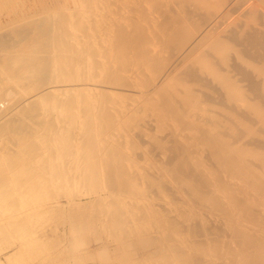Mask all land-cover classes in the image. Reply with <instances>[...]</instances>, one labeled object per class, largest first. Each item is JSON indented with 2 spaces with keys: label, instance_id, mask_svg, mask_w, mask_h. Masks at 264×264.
I'll list each match as a JSON object with an SVG mask.
<instances>
[{
  "label": "bare ground",
  "instance_id": "1",
  "mask_svg": "<svg viewBox=\"0 0 264 264\" xmlns=\"http://www.w3.org/2000/svg\"><path fill=\"white\" fill-rule=\"evenodd\" d=\"M33 1L0 37L1 238L39 256L58 214L56 264H264V0Z\"/></svg>",
  "mask_w": 264,
  "mask_h": 264
},
{
  "label": "rangeland",
  "instance_id": "2",
  "mask_svg": "<svg viewBox=\"0 0 264 264\" xmlns=\"http://www.w3.org/2000/svg\"><path fill=\"white\" fill-rule=\"evenodd\" d=\"M16 1H18V2H20V1H22V0H15V1H13L12 0V5H14V6H18V8L17 7H15L14 8V6L13 7H11V8H9L10 6H11V4H10V6H8V7H4V5H3V8L4 9H2V8H0L1 10H0V12L1 11H4V12H2V13H0V28L1 29H3V30H0V32H2L1 33V36L0 37H5L6 39H8V41L9 42H11V40L13 41V40H15V38L17 37L16 35H13L14 33H13V30L11 29V30H9L8 29V26L9 25H11V27L15 24V25H19V26H22V23H23V21H22V19L24 20L26 17H33L34 15H37L38 14V16H39V14H45L44 12H48V8H46V7H44L43 8V10H40L39 9V7L38 6H36V4L34 3V1L33 0H23L22 2H20V3H18V4H20V6L17 4L16 5ZM27 2V3H26ZM5 4H8V2H5ZM28 4V5H27ZM32 4V5H31ZM34 4V5H33ZM32 6H34V7H32ZM36 6V7H35ZM20 7V8H19ZM27 7V8H26ZM32 7V8H31ZM34 8H35V11H32V13L30 12V10H34ZM13 9V10H12ZM15 9H17V10H15ZM18 9H19V11H18ZM25 11V13H23L24 11ZM27 10V11H26ZM22 11V12H21ZM19 14H18V13ZM46 12V13H47ZM16 13V14H15ZM20 13H23V15H25V16H23L22 14H20ZM22 15L21 16V18L18 16V18H16L17 16H15V15ZM27 15V16H26ZM15 17V18H14ZM25 17V18H24ZM35 17H37V16H35ZM10 19V20H9ZM19 19V20H18ZM12 20V22H13V25H12V23H9V22H7V21H11ZM15 20V21H14ZM18 20V21H17ZM21 20V21H20ZM6 22V23H5ZM20 22H22V23H20ZM9 25H8V24ZM15 25L12 27V28H14L15 27ZM19 26H18V28H19ZM3 27V28H2ZM10 27V26H9ZM16 28L17 27H15L14 28V30H16ZM17 28V29H18ZM8 30V31H7ZM8 33V34H6V35H4L5 33ZM12 32V33H11ZM3 35V36H2ZM8 36H10V37H8ZM8 37V38H7ZM12 37H14V39H12ZM9 38H11L10 40H9ZM12 43V42H11ZM1 46H0V55L2 56H0L1 58H0V67H1V62L3 63V65H4V63H5V57H7L8 55H9V52H10V54H11V51H13L15 48H13L12 46H10V45H8V47L7 48H10L11 47V49H10V51L8 52V50L6 49V47L4 48V46H3V44H0ZM10 46V47H9ZM4 48V49H3ZM5 50V51H4ZM7 53V54H6ZM13 53V52H12ZM7 55V56H6ZM2 68V67H1ZM3 69V68H2ZM2 69H0V70H2ZM2 74V73H1ZM1 74H0V79L2 80V83H3V85H4V87H5V76L3 77V75H5V74H3L2 76H1ZM10 85V84H9ZM16 93H17V89H15L14 90ZM12 92V94L7 98V100L8 101H11L10 99H12L14 96H13V93L15 94V96H17L16 95V93L15 92ZM12 96V98H10ZM5 96H1V98L0 99H3L2 100V102H1V100H0V106H2V107H0L1 109H3V110H0V112H5L4 110V106H5V98H4ZM10 98V99H9ZM6 103H7V101H6ZM4 105V106H3ZM5 114V113H4ZM6 119V118H5ZM8 119H10V118H7V120ZM8 121H10V120H8ZM6 139V138H5ZM6 143V142H5ZM63 202H65V201H63ZM52 219H51V218ZM50 219V220H49ZM38 221V220H37ZM35 222V223H37V226L36 227H34L35 225V223L33 224L34 226L33 227H31V230H30V232L29 233H31V234H29V235H33L32 237H36L35 238V240L36 239H39V238H41V239H43V241L47 244L46 246V249L43 251V253H41V254H38L39 256H35V257H30L29 256V258H28V256H26L25 257V254H23V252L24 251H17V252H19V253H15V249H19V248H21L20 247V245H21V243H20V236H18L17 237V235L18 234H14V235H12V237L10 236H2V238H1V236H0V264H38V263H43V264H56V262H58V261H61L62 259L61 258H59L58 257V255H57V245L60 243L61 244V241H62V243L64 242V240H65V242H67V239H68V237H69V232L67 233V231H68V229H69V227H68V225L67 224H65L64 223V220L61 218V216H58V214H57V216L56 215H54V214H51V215H48L47 217H46V219H45V217L43 218V219H41V221L39 220V223L38 222ZM62 224V225H61ZM33 228V229H32ZM35 228V229H34ZM64 229V230H63ZM37 230V231H36ZM22 231V230H21ZM29 231V230H28ZM18 232H20V230L18 231ZM62 233V234H61ZM67 233V234H66ZM47 234V235H46ZM37 235V236H36ZM64 235V236H63ZM67 236V237H66ZM29 237V236H28ZM32 237H31V239H32ZM39 237V238H38ZM65 237V238H64ZM13 238H14V240H13ZM63 238V239H62ZM30 239V238H29ZM34 239V238H33ZM41 239H39V240H41ZM45 239V240H44ZM16 240V241H15ZM19 240V241H18ZM90 241H87L86 243L88 244V246H87V244L86 243H84V245L85 246H87V247H84L83 248V246L80 248V249H83V251L82 250H80L81 251V253H85V252H88V251H93L95 248L94 247H96L97 246V242L95 241V240H92L91 238L89 239ZM7 241V242H6ZM93 241H94V243H93ZM34 243V242H33ZM17 244H20L19 246L17 245ZM89 245H90V247H89ZM54 250H56V252L54 251ZM84 250H85V252H84ZM48 252V253H47ZM45 253V254H44ZM18 254V255H17ZM21 254V255H20ZM50 254V255H49ZM14 255V256H13ZM24 258H23V257ZM38 257H40V258H38ZM47 257V258H46ZM15 258H17V259H15ZM20 258V259H19ZM53 258V259H52ZM60 260H59V259ZM56 259V260H55ZM19 260V262H17ZM20 260H22V261H20ZM36 260V261H35ZM49 260V261H48ZM10 261V262H9ZM21 262V263H20ZM31 262V263H30ZM71 262H73V264H76V262L78 263V261L76 260L75 261V263H74V260L72 261V259L70 260V263ZM99 262H101V261H99ZM72 264V263H71Z\"/></svg>",
  "mask_w": 264,
  "mask_h": 264
}]
</instances>
